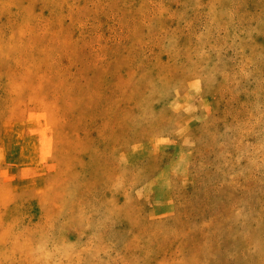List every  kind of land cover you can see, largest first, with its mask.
<instances>
[{"label":"rangeland","instance_id":"obj_1","mask_svg":"<svg viewBox=\"0 0 264 264\" xmlns=\"http://www.w3.org/2000/svg\"><path fill=\"white\" fill-rule=\"evenodd\" d=\"M0 264H264V0H0Z\"/></svg>","mask_w":264,"mask_h":264}]
</instances>
